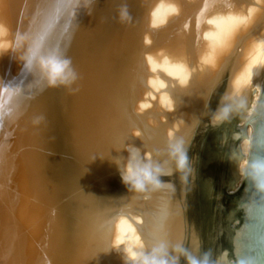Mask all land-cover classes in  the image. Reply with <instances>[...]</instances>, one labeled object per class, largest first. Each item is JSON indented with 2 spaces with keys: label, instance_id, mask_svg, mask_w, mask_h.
Returning a JSON list of instances; mask_svg holds the SVG:
<instances>
[{
  "label": "bare ground",
  "instance_id": "6f19581e",
  "mask_svg": "<svg viewBox=\"0 0 264 264\" xmlns=\"http://www.w3.org/2000/svg\"><path fill=\"white\" fill-rule=\"evenodd\" d=\"M60 59L76 79L52 86ZM224 80L211 122L236 127L231 193L264 84V0H0V264H180L186 241L199 258L173 183L105 189L128 146L172 175Z\"/></svg>",
  "mask_w": 264,
  "mask_h": 264
},
{
  "label": "water",
  "instance_id": "95a60500",
  "mask_svg": "<svg viewBox=\"0 0 264 264\" xmlns=\"http://www.w3.org/2000/svg\"><path fill=\"white\" fill-rule=\"evenodd\" d=\"M246 122L253 127L248 163H264V84ZM117 181L119 189L128 186L120 175ZM222 188L214 192L208 264H264V187H256L245 175L235 192ZM189 197L188 213L198 223L197 200L192 193Z\"/></svg>",
  "mask_w": 264,
  "mask_h": 264
},
{
  "label": "rangeland",
  "instance_id": "374dc122",
  "mask_svg": "<svg viewBox=\"0 0 264 264\" xmlns=\"http://www.w3.org/2000/svg\"><path fill=\"white\" fill-rule=\"evenodd\" d=\"M225 83L226 80L223 81L220 88L214 93L205 121L199 125L192 141L186 148L188 155L187 164L182 168L179 166L172 175L168 176L163 174L160 177L163 182L174 184L178 191L179 197H182L183 193L186 195L187 213L190 206L189 196L191 195V193L197 200L199 222L195 223L188 213V230L190 231L192 228L195 229V232L199 240L201 241L199 258H202L203 261L206 262V264H208L209 258L213 221L214 192L218 188H222L220 186V182L228 178L231 175L233 169V165L231 162L232 155L234 153L232 150L233 145H226V147L222 145L221 141L223 140L224 131H228L229 133H231L235 131L236 127L231 122L215 127L211 122V114L218 104L219 98H221ZM182 154V151L180 153L178 152V159ZM64 156L67 157L66 154H64ZM155 172L156 171H154V175L161 174H156L157 172ZM113 175V178H110L109 183L106 186L107 188L105 189L109 194V196L108 194L106 196L108 198L111 196L109 199L119 198L129 190L128 186L119 189L120 185H122L117 181L119 175L117 173ZM152 182L157 181L153 180L146 183ZM113 184L117 188L114 187ZM188 256L189 241H186L181 255L180 264H188ZM232 262L234 264V260Z\"/></svg>",
  "mask_w": 264,
  "mask_h": 264
},
{
  "label": "clouds",
  "instance_id": "9594fccd",
  "mask_svg": "<svg viewBox=\"0 0 264 264\" xmlns=\"http://www.w3.org/2000/svg\"><path fill=\"white\" fill-rule=\"evenodd\" d=\"M71 67V61L68 59H60L57 61L56 65L48 66L47 71L49 74V81L52 86H58L60 84H70L76 79V74L74 71L69 72ZM67 73V75H65ZM70 76V79H69ZM42 119V117H41ZM134 135L139 136V132L134 133ZM178 151H182V155L179 157L178 164L182 168L188 162L187 149L178 146ZM128 151L130 153L127 164L122 172V178L126 185H128L129 190H142L147 187L146 182H151L153 180L157 182H163L160 175H154V169L150 162L145 160L140 154V149L134 146H128ZM242 172L251 179L256 187H264V163L252 162L249 163L245 168H241ZM143 264H166L161 262L159 258L155 259H145ZM188 264H206L202 258L190 257Z\"/></svg>",
  "mask_w": 264,
  "mask_h": 264
}]
</instances>
